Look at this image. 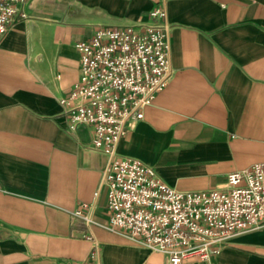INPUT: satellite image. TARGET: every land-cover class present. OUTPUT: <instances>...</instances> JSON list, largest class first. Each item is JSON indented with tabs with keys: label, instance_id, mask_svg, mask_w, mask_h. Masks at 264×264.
<instances>
[{
	"label": "crops",
	"instance_id": "obj_1",
	"mask_svg": "<svg viewBox=\"0 0 264 264\" xmlns=\"http://www.w3.org/2000/svg\"><path fill=\"white\" fill-rule=\"evenodd\" d=\"M158 5L172 74L117 153L182 191L222 187L264 162V0H27L0 40V264H168L73 216L93 202L106 222V188L94 197L106 156L88 127H67L60 102L80 76L76 43ZM183 264H264V227Z\"/></svg>",
	"mask_w": 264,
	"mask_h": 264
},
{
	"label": "built area",
	"instance_id": "obj_2",
	"mask_svg": "<svg viewBox=\"0 0 264 264\" xmlns=\"http://www.w3.org/2000/svg\"><path fill=\"white\" fill-rule=\"evenodd\" d=\"M26 2L0 0V40ZM169 30L162 5L146 20L97 25L76 43L80 76L60 102L67 127H88L90 148L106 156L94 192L96 197L106 188V222L93 218V202L73 216L163 253L168 264H183L188 258L209 260L232 238L264 227V162L229 172L222 187L182 191L151 165L117 153L130 124L143 117L144 107L171 77Z\"/></svg>",
	"mask_w": 264,
	"mask_h": 264
}]
</instances>
